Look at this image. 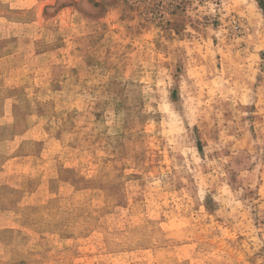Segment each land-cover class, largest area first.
I'll list each match as a JSON object with an SVG mask.
<instances>
[{"label":"rangeland","instance_id":"obj_1","mask_svg":"<svg viewBox=\"0 0 264 264\" xmlns=\"http://www.w3.org/2000/svg\"><path fill=\"white\" fill-rule=\"evenodd\" d=\"M0 264H264V0H0Z\"/></svg>","mask_w":264,"mask_h":264}]
</instances>
